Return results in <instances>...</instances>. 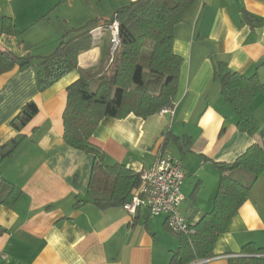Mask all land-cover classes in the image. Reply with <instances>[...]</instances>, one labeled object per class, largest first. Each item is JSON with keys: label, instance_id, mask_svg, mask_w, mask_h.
Masks as SVG:
<instances>
[{"label": "crops", "instance_id": "1", "mask_svg": "<svg viewBox=\"0 0 264 264\" xmlns=\"http://www.w3.org/2000/svg\"><path fill=\"white\" fill-rule=\"evenodd\" d=\"M135 0H0V48L18 56H48L61 36L93 19V46L78 65L99 76L113 66L110 30L102 23ZM4 16L20 34L1 32ZM174 51L183 58L174 114L148 118L133 113L104 118L91 137L109 165L122 163L135 173L149 168L159 151L182 159L186 199L180 212L196 224L214 205L223 173L264 136L241 131L237 117L215 79V63L264 82V0H197L174 28ZM103 54L104 57L103 61ZM102 60V61H101ZM40 59L35 57L38 65ZM0 76V144L17 134L12 119L34 100L39 112L24 127L26 140L1 165L6 180L21 188L12 205L0 207L1 264H170L179 245L165 215L141 209L130 215L124 204L101 208L89 195L94 157L64 140L67 87L80 77L72 70L40 89L36 66ZM264 128V91L253 100ZM161 149L159 150L160 144ZM253 242L264 247V172L215 246V256L193 264H229ZM5 256V257H3Z\"/></svg>", "mask_w": 264, "mask_h": 264}, {"label": "trees", "instance_id": "2", "mask_svg": "<svg viewBox=\"0 0 264 264\" xmlns=\"http://www.w3.org/2000/svg\"><path fill=\"white\" fill-rule=\"evenodd\" d=\"M64 1L59 0V3ZM196 1L135 0L120 7L112 18L102 23L109 29L118 19L120 42L110 58L107 57L113 61L112 69L99 76L93 75L92 69L78 65L79 54L93 46L97 19L65 32L55 51L48 56H18L0 48V76L16 66L35 65V57L40 59L35 65L40 89L72 70L79 71L80 77L67 87L64 140L70 147L93 155L88 191L101 208L122 205L140 184V173L122 163L107 164L104 150L94 144L91 137L104 118H123L131 113L148 118L174 105L183 62L174 51V28ZM1 32L20 34L9 16L3 17ZM105 56L103 54V61ZM215 79L220 82L222 96L237 117V127L249 134L264 136V128L261 129L252 107L255 97L264 91V82L258 74L246 76L230 70L226 62L218 61ZM38 112L34 100L23 105L10 123L17 134L0 144V207L14 204L22 193L19 186L6 180L1 165L23 145L26 135L22 131ZM220 167L223 173L213 208L193 224V232L176 234L179 245L172 253L170 264H193L215 256L218 240L228 231L264 172V143L252 144L234 162ZM4 231L0 226V233ZM229 264H264V247L249 242L241 253L229 258Z\"/></svg>", "mask_w": 264, "mask_h": 264}, {"label": "built area", "instance_id": "3", "mask_svg": "<svg viewBox=\"0 0 264 264\" xmlns=\"http://www.w3.org/2000/svg\"><path fill=\"white\" fill-rule=\"evenodd\" d=\"M109 30L112 53H114L120 42L118 19L109 25ZM174 112V105L164 107L160 111L171 114ZM161 146L162 143L159 150ZM161 150L152 165L140 173V184L133 189L130 200L124 204V208L130 215H136L141 209L148 210L151 215L163 214L172 232L191 233L194 231L193 223L180 212V206L186 199L182 191L186 177L184 161Z\"/></svg>", "mask_w": 264, "mask_h": 264}]
</instances>
